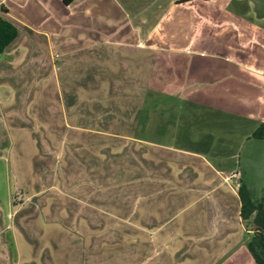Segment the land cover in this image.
<instances>
[{"label": "crops", "instance_id": "obj_1", "mask_svg": "<svg viewBox=\"0 0 264 264\" xmlns=\"http://www.w3.org/2000/svg\"><path fill=\"white\" fill-rule=\"evenodd\" d=\"M0 15L18 29L0 55V264H255L226 178L257 201L231 162L264 124V0Z\"/></svg>", "mask_w": 264, "mask_h": 264}, {"label": "trees", "instance_id": "obj_2", "mask_svg": "<svg viewBox=\"0 0 264 264\" xmlns=\"http://www.w3.org/2000/svg\"><path fill=\"white\" fill-rule=\"evenodd\" d=\"M18 36L16 25L5 16L0 15V55ZM256 140H264V124H261L252 134ZM242 207L241 217L245 221L252 220L253 235L248 243V250L255 264H264V196L260 201L252 200L249 190L244 183L238 191Z\"/></svg>", "mask_w": 264, "mask_h": 264}, {"label": "rangeland", "instance_id": "obj_3", "mask_svg": "<svg viewBox=\"0 0 264 264\" xmlns=\"http://www.w3.org/2000/svg\"><path fill=\"white\" fill-rule=\"evenodd\" d=\"M251 82H254L253 78ZM236 154L238 157L231 164L234 166L238 163L239 169L247 173V181L251 184L254 197L257 201H260L264 196V140H251V142L242 146ZM247 230L253 235L252 220L247 223Z\"/></svg>", "mask_w": 264, "mask_h": 264}, {"label": "built area", "instance_id": "obj_4", "mask_svg": "<svg viewBox=\"0 0 264 264\" xmlns=\"http://www.w3.org/2000/svg\"><path fill=\"white\" fill-rule=\"evenodd\" d=\"M240 179L241 174L239 172L232 173L229 177L226 178V181L234 187L237 191H239L240 188Z\"/></svg>", "mask_w": 264, "mask_h": 264}, {"label": "water", "instance_id": "obj_5", "mask_svg": "<svg viewBox=\"0 0 264 264\" xmlns=\"http://www.w3.org/2000/svg\"><path fill=\"white\" fill-rule=\"evenodd\" d=\"M256 227H254V229H255Z\"/></svg>", "mask_w": 264, "mask_h": 264}]
</instances>
